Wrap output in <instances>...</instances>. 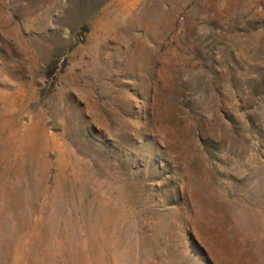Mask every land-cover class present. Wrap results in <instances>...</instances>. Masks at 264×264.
<instances>
[{"label": "rangeland", "instance_id": "1", "mask_svg": "<svg viewBox=\"0 0 264 264\" xmlns=\"http://www.w3.org/2000/svg\"><path fill=\"white\" fill-rule=\"evenodd\" d=\"M0 264H264V0H0Z\"/></svg>", "mask_w": 264, "mask_h": 264}]
</instances>
